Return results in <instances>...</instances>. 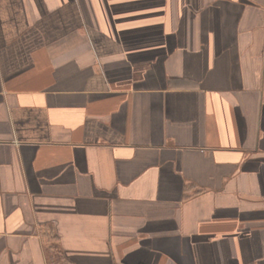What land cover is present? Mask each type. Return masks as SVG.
<instances>
[{"label":"crops","instance_id":"0c3cea01","mask_svg":"<svg viewBox=\"0 0 264 264\" xmlns=\"http://www.w3.org/2000/svg\"><path fill=\"white\" fill-rule=\"evenodd\" d=\"M0 264H264V0H0Z\"/></svg>","mask_w":264,"mask_h":264}]
</instances>
